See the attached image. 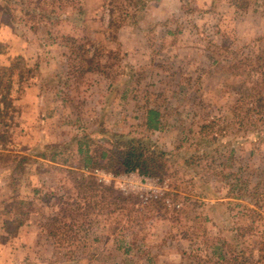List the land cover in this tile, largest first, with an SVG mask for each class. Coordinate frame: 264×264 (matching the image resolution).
Returning a JSON list of instances; mask_svg holds the SVG:
<instances>
[{"label": "rangeland", "instance_id": "rangeland-1", "mask_svg": "<svg viewBox=\"0 0 264 264\" xmlns=\"http://www.w3.org/2000/svg\"><path fill=\"white\" fill-rule=\"evenodd\" d=\"M231 2L147 0L141 24L129 18L116 35L102 0H82L86 23L37 31L14 3L12 24L0 15V66H17L13 117L0 125V264H264V131H236L264 121L248 97L264 0ZM150 108L161 129L147 128ZM228 116L238 125L220 133ZM113 133L163 149L164 173L105 168L101 152L124 145ZM85 136L96 138L91 164L78 144L62 147ZM18 217L30 229L11 233Z\"/></svg>", "mask_w": 264, "mask_h": 264}, {"label": "trees", "instance_id": "trees-1", "mask_svg": "<svg viewBox=\"0 0 264 264\" xmlns=\"http://www.w3.org/2000/svg\"><path fill=\"white\" fill-rule=\"evenodd\" d=\"M246 1L248 0H232L231 4L234 5L239 10H247ZM11 3H14L17 7L20 6L23 11V15L20 16L22 21L25 22L33 31H37L40 26H56L55 22H72V23H86L88 20V13L85 9V6L82 5V0H39L36 2H29V0H0V15L6 13L9 14V19L5 22L6 25H10L13 22V19L10 11L16 9L12 8ZM70 6H73L72 12H58L59 8L63 7L65 10H68ZM102 8L108 10V35H114L118 32L119 28L122 26L127 19L132 18L133 25L139 26L141 24L142 18L144 17L145 10L147 8V0H102ZM56 20V21H55ZM122 20H124L122 22ZM55 21V22H54ZM61 23H59L60 25ZM2 21L0 22L1 29ZM71 37V36H68ZM71 39V38H70ZM257 41H260L261 38H257ZM1 46V42H0ZM17 60H20L17 58ZM248 58H246V61ZM251 67H253L254 72L259 76L258 79L251 85L248 97H252L255 99L256 103L260 105V108L264 107V53L257 54L254 56L253 61L250 62ZM241 64L240 60H235L230 64V67L236 72L234 67L239 68ZM15 66H0V90L4 89V93L0 92V125L1 132L6 131V128L9 126V122L4 124L5 117H10L12 120V113L15 108L14 101L15 99L11 96V91L13 87V70ZM26 69V68H25ZM129 69V67H128ZM2 74V75H1ZM8 74V79L6 83L3 85L4 77ZM19 80H24V70L19 71ZM2 87V88H1ZM260 87V88H259ZM257 91V94L253 92ZM256 106L251 109L254 110ZM261 110V109H259ZM249 114V113H248ZM160 112L156 109L150 108L147 110L146 115V125L148 129L158 130L162 127V121L160 120ZM8 119V118H7ZM224 119V118H223ZM250 120V119H248ZM7 121V120H6ZM218 121V120H217ZM225 125L224 127H220V133L224 131H228L230 128L235 129L238 125L235 119H231L229 116L224 119ZM210 125L214 124L213 121L209 123ZM5 127V130L2 131V127ZM209 125V126H210ZM253 128H245V130H241L242 128L236 129V131H241L244 133H248L251 129L258 131L259 135H263L264 129V121L259 123L258 121L252 122ZM256 127V128H255ZM4 134V132H3ZM225 136V135H218ZM113 139L125 138L122 141L124 143L123 146H120L115 143H119V140H114L115 144L112 150H103L100 154V158L106 160L105 168L111 169L115 168L114 173H132L138 172L143 176H159L164 173V169L167 165V153L158 147H154L151 145L150 147H145V141L140 138H132L131 140H127L125 135H121L118 133L111 134ZM246 137H249L248 135ZM95 137L89 138V136L75 138L72 142L67 145H63L64 149H72L78 144V153L84 154V162L85 164H91L94 160V155L90 147L95 144ZM219 138H214V141H217ZM59 146V145H57ZM61 147V145H60ZM45 149V148H44ZM217 150L219 148H216ZM46 150V149H45ZM215 150V151H217ZM61 151L55 150L53 153V157H57ZM41 157L46 158L48 153L41 152ZM207 157V153H205ZM24 158V157H23ZM15 169L17 167H14ZM20 205L24 204L27 206L30 202H18ZM229 205V204H228ZM17 209V208H16ZM23 215H31V211L22 209ZM235 215H233L234 217ZM10 222V221H9ZM8 222V223H9ZM25 219L23 217H18L16 220H12V224L16 223L11 229V233H17L18 228L23 225ZM6 223V224H8ZM231 233L236 230L235 224L233 223L228 228ZM227 243V242H226ZM215 253V252H214ZM223 258L222 255H220ZM33 264V263H31Z\"/></svg>", "mask_w": 264, "mask_h": 264}, {"label": "crops", "instance_id": "crops-1", "mask_svg": "<svg viewBox=\"0 0 264 264\" xmlns=\"http://www.w3.org/2000/svg\"><path fill=\"white\" fill-rule=\"evenodd\" d=\"M85 168H86V167H85ZM135 174H137V173H135ZM137 175L140 176L139 174H137ZM9 198H10V197L8 196V200H9V201H12V199H9ZM8 200H7V201H8ZM9 201H8V202H9ZM8 202L4 201L3 203H4V205H6ZM19 202H20V201H19ZM21 202H23V200H22ZM24 202H30V201H24ZM7 208H8V207L5 208V206H4L3 208H0V217L5 216V218H7V219L9 218V214H8V216L6 215V214L8 213V210L6 211ZM34 213H35V212H32V213H31V216H32ZM37 214H38V213H37ZM25 223H26V222H24L23 225H21L19 228L21 229L22 227H25V228H27V229H30L29 227H27L28 224L26 225ZM25 225H26V226H25ZM3 226H4V223H3ZM40 230L43 232V229H42V228L40 229V227H38V232H39V234L42 233ZM32 233H33V232H32ZM6 238H7V237H6ZM8 240H11V241H12V238L7 239V241H8ZM7 241H6V242H7ZM32 263H33V262H32ZM14 264H15V263H14ZM17 264H31V263L29 262V260H25V261H21V262H19V263H17ZM33 264H45V262H41V261L38 260L36 263H33Z\"/></svg>", "mask_w": 264, "mask_h": 264}, {"label": "built area", "instance_id": "built-area-1", "mask_svg": "<svg viewBox=\"0 0 264 264\" xmlns=\"http://www.w3.org/2000/svg\"><path fill=\"white\" fill-rule=\"evenodd\" d=\"M95 172H96V173H101V172H102V173H103L102 175H104V174H105L103 171H101V170H98V169H95ZM105 175H106V174H105ZM102 177H103V176H102ZM101 180L105 181V179H102V178H101ZM144 181H146V182H147V181H148V178H145V177H144Z\"/></svg>", "mask_w": 264, "mask_h": 264}]
</instances>
